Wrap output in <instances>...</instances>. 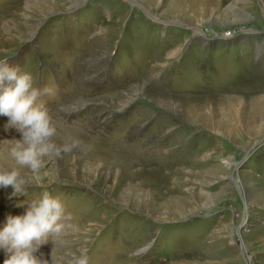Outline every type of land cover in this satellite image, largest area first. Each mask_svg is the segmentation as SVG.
<instances>
[{
    "label": "rangeland",
    "instance_id": "374dc122",
    "mask_svg": "<svg viewBox=\"0 0 264 264\" xmlns=\"http://www.w3.org/2000/svg\"><path fill=\"white\" fill-rule=\"evenodd\" d=\"M2 59L49 89L68 148L0 188V222L45 189L64 205L36 255L264 264V0H0Z\"/></svg>",
    "mask_w": 264,
    "mask_h": 264
},
{
    "label": "clouds",
    "instance_id": "9594fccd",
    "mask_svg": "<svg viewBox=\"0 0 264 264\" xmlns=\"http://www.w3.org/2000/svg\"><path fill=\"white\" fill-rule=\"evenodd\" d=\"M49 92L33 84V76L27 71L13 67L7 59L0 60V116L7 117L4 131L15 129L20 138H12L7 156L19 165L0 167V188L11 186L8 198L25 196L27 182L22 169L32 173L44 166V158L58 156L67 147H58L52 137L56 135L48 109L38 98ZM18 201L15 206L24 203ZM21 215L7 214L0 222V250L6 254L3 264H48L42 254L36 255L47 238L61 233L65 228L64 205L60 199L43 190L39 199L29 201ZM77 264H86V258L78 259Z\"/></svg>",
    "mask_w": 264,
    "mask_h": 264
},
{
    "label": "bare ground",
    "instance_id": "6f19581e",
    "mask_svg": "<svg viewBox=\"0 0 264 264\" xmlns=\"http://www.w3.org/2000/svg\"><path fill=\"white\" fill-rule=\"evenodd\" d=\"M219 6V4H217ZM203 8V7H202ZM206 8H204L203 10H205ZM137 138V137H136ZM145 162V161H144ZM68 165V164H67ZM51 264V263H50ZM178 264V263H177Z\"/></svg>",
    "mask_w": 264,
    "mask_h": 264
}]
</instances>
